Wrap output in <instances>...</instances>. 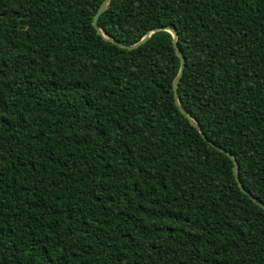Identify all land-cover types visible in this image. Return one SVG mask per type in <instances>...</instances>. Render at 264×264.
<instances>
[{
	"label": "trees",
	"instance_id": "1",
	"mask_svg": "<svg viewBox=\"0 0 264 264\" xmlns=\"http://www.w3.org/2000/svg\"><path fill=\"white\" fill-rule=\"evenodd\" d=\"M0 0V264H264V0Z\"/></svg>",
	"mask_w": 264,
	"mask_h": 264
},
{
	"label": "water",
	"instance_id": "2",
	"mask_svg": "<svg viewBox=\"0 0 264 264\" xmlns=\"http://www.w3.org/2000/svg\"><path fill=\"white\" fill-rule=\"evenodd\" d=\"M110 0H104L101 7L99 8L98 12L95 14L94 16V19H93V25L94 27L96 28L97 32L99 34H101L102 36L105 37V39L111 41L112 43L116 44L117 46L121 47V48H124V49H128V50H133V49H136L138 48L139 46H141L142 44H144L145 42H147L150 37L152 36V34H154L155 32H158V31H168L170 32L172 35H173V44H174V48H175V51H176V54L177 56L179 57L180 59V71L174 81V84H173V90H174V98H175V101H176V105L178 106L179 110L181 111V113L187 118L189 119L190 123L197 128V130L202 134V137L206 139L205 137V134L202 132V129L201 127L198 125V123L192 119L189 114L185 111V109L182 107L181 103H180V99L178 97V86H179V83L182 79V76H183V73H184V68H185V58L180 50V47L178 45V33L173 30V29H170V28H158L156 30H153L151 32H149L140 42H138L137 44L135 45H131V46H127V45H123L121 43H118L116 42L115 40H113L112 38H108L107 36H105L104 34V31L99 27L98 25V21H99V18L101 17V15L105 12V10L107 9L108 7V4H109ZM208 141V140H207ZM213 147L217 148L219 151L223 152L224 154H226L234 163V166H233V170H234V176L236 178V181L240 187V189L242 190L243 193H245L246 195H248L250 197V199L256 203L257 205H259L261 208L264 209V203L260 202L256 197H254L253 195H251L250 192H248L241 184V181H240V177H239V174H238V162L236 160V158L228 151L220 148V147H217L215 144H213L212 142L208 141Z\"/></svg>",
	"mask_w": 264,
	"mask_h": 264
}]
</instances>
